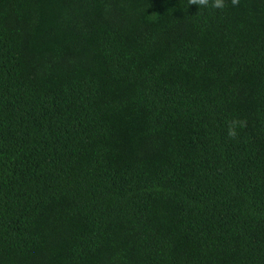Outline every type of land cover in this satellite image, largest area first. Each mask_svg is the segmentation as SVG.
Segmentation results:
<instances>
[{"label":"trees","instance_id":"1","mask_svg":"<svg viewBox=\"0 0 264 264\" xmlns=\"http://www.w3.org/2000/svg\"><path fill=\"white\" fill-rule=\"evenodd\" d=\"M0 264H264V0H0Z\"/></svg>","mask_w":264,"mask_h":264},{"label":"clouds","instance_id":"2","mask_svg":"<svg viewBox=\"0 0 264 264\" xmlns=\"http://www.w3.org/2000/svg\"><path fill=\"white\" fill-rule=\"evenodd\" d=\"M194 2L198 3L201 6H208L210 0H194ZM233 4L237 3V0H232ZM211 6L216 9H222L225 6V0H211ZM230 135H235L234 130H230L229 132Z\"/></svg>","mask_w":264,"mask_h":264}]
</instances>
